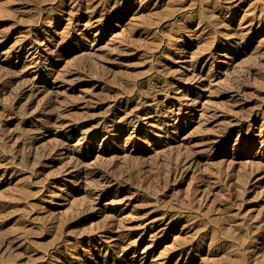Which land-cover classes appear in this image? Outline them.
<instances>
[{
    "label": "rangeland",
    "instance_id": "1",
    "mask_svg": "<svg viewBox=\"0 0 264 264\" xmlns=\"http://www.w3.org/2000/svg\"><path fill=\"white\" fill-rule=\"evenodd\" d=\"M259 135L264 0H0V264H264Z\"/></svg>",
    "mask_w": 264,
    "mask_h": 264
},
{
    "label": "bare ground",
    "instance_id": "2",
    "mask_svg": "<svg viewBox=\"0 0 264 264\" xmlns=\"http://www.w3.org/2000/svg\"><path fill=\"white\" fill-rule=\"evenodd\" d=\"M55 51V50H54ZM53 51V52H54ZM23 95V90H22V93H21V96ZM148 102V100H145L144 101V103H147ZM151 102H157L156 101V99H152L151 100ZM174 106V105H173ZM156 112H160L161 113V111L159 110V108H157L156 110H155ZM170 112H173L172 110H169ZM47 123H50L51 125H54V126H56V127H65V126H67L68 127V124L66 123V121L63 119V118H60V116H58L55 120H52L51 119V117L49 116L48 118H47ZM257 138V140H256V142H259L260 144H264V135H259V136H256V137H252L251 138V141L250 142H252V141H254L255 139ZM60 145H62V143H56L52 148H51V156L52 155H54V153H56V151H57V149H59V146ZM49 155V156H50ZM50 156V157H51ZM189 162H191V161H189ZM192 163V162H191ZM174 173V172H173ZM261 237V236H260Z\"/></svg>",
    "mask_w": 264,
    "mask_h": 264
}]
</instances>
